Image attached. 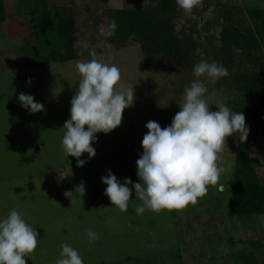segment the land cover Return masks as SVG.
Wrapping results in <instances>:
<instances>
[{
  "label": "rangeland",
  "instance_id": "374dc122",
  "mask_svg": "<svg viewBox=\"0 0 264 264\" xmlns=\"http://www.w3.org/2000/svg\"><path fill=\"white\" fill-rule=\"evenodd\" d=\"M38 1L6 0L8 15L0 24V218L17 210L37 231L38 246L24 257L26 264H55L65 243L78 249L84 264H264V214L230 212L237 137H226L218 153L216 163L223 171L217 184L208 185L205 195L182 208L137 214L134 208L141 201L133 190L128 210L121 211L111 205L101 181L111 170L118 179L138 182L135 162L143 151L145 124H170L193 80L205 82L209 103L226 102L232 110L250 105V97L236 87L230 73L218 80L197 78L193 67L201 60L219 64L216 36L222 10L238 20L245 17L246 6L264 8V0H194L190 9L179 5L176 24L180 29L188 24L199 41L197 59L186 69L146 66L138 44L129 41L115 47L105 42L101 28L106 27L109 10L134 7L143 0ZM41 2L49 11L42 10L33 24L30 11ZM53 6L75 17V58L25 66L24 52L35 56L31 46L42 48L41 41L55 36ZM259 54V64L242 61L247 71H264V51ZM91 59L116 65L119 83L134 89V102L124 109L121 125L96 134L95 156L78 167L77 158L67 157L60 142L80 78L76 64ZM230 68L239 70L235 64ZM21 92L43 103L44 111L31 114L22 108ZM214 104L210 110H216ZM254 157L256 172L264 179V150H255ZM80 159H87V153ZM81 182L86 189L82 197L65 195ZM89 229L98 234L94 241Z\"/></svg>",
  "mask_w": 264,
  "mask_h": 264
},
{
  "label": "clouds",
  "instance_id": "9594fccd",
  "mask_svg": "<svg viewBox=\"0 0 264 264\" xmlns=\"http://www.w3.org/2000/svg\"><path fill=\"white\" fill-rule=\"evenodd\" d=\"M193 2L177 0L185 9H190ZM117 27L113 19L101 32L111 36ZM76 69L80 78L70 99L69 118L62 126L65 131L60 144L67 157L77 158V166L82 167L95 156L96 134H107L121 125L124 109L133 105L134 89L119 83L120 69L114 64L91 59L78 62ZM193 74L197 78L207 76L218 80L229 72L217 62L201 60L194 65ZM18 101L31 114L44 111L43 103L35 101L31 94L19 93ZM213 104L209 103L205 82L196 79L186 87L183 103L178 104L180 110L170 124L162 128L158 122L148 121L147 132L141 140L143 151L135 162L138 182L128 177L118 179L111 170L101 177L106 185L104 194L111 205L127 211L134 190L135 197L141 201L134 208L137 214L146 210L182 208L205 195L208 185L217 184L223 169L216 161L226 137H238L243 143L250 129L241 111H233L226 102L214 104L216 110L213 111L210 110ZM83 153H87V159H80ZM85 191L81 182L74 192L68 191L65 195L82 197ZM87 234L90 241L98 238L91 229ZM37 246L38 233L21 212L11 210L0 218V264H26L24 257H30L28 254ZM55 264H84V260L78 249L65 243Z\"/></svg>",
  "mask_w": 264,
  "mask_h": 264
},
{
  "label": "trees",
  "instance_id": "16d2710c",
  "mask_svg": "<svg viewBox=\"0 0 264 264\" xmlns=\"http://www.w3.org/2000/svg\"><path fill=\"white\" fill-rule=\"evenodd\" d=\"M35 2L39 3L38 0ZM6 4V0H0V24L5 22L8 15ZM44 4L41 2V7L35 5V9L30 11L33 24L36 22L35 16L42 10L49 11ZM52 8L55 12L51 23L57 27L55 36L41 41L42 48L31 46L36 50L35 56H32L34 58L24 52L25 66L75 58L74 43L78 31L75 17L64 8ZM178 9L177 0H147L130 8L110 9L105 24L114 19L118 27L113 35H103L104 40L115 47L129 41L138 44L146 66L186 69L197 59L199 41L193 37V29L188 24L187 28L182 29L176 24ZM16 11H19V7ZM222 11L221 26L216 36L219 64L228 69L236 87L247 93L251 101L249 106L233 109L244 114L250 131L245 142L241 143L238 137L236 139L230 212L238 215L264 214V179L256 172L254 157L255 150H264V71H247L242 62L249 59L252 63H261L259 53L264 51V8L246 6L245 17L238 20L232 18L229 10ZM249 24L253 25V29ZM240 54L245 56L243 60L238 58ZM231 64H235L239 70L233 71ZM16 67L20 68V62L16 63Z\"/></svg>",
  "mask_w": 264,
  "mask_h": 264
}]
</instances>
